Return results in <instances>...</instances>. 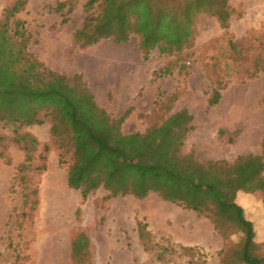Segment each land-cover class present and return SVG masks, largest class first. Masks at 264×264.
<instances>
[{"label": "rangeland", "instance_id": "rangeland-1", "mask_svg": "<svg viewBox=\"0 0 264 264\" xmlns=\"http://www.w3.org/2000/svg\"><path fill=\"white\" fill-rule=\"evenodd\" d=\"M12 1L0 0V17ZM67 1L26 0L13 19L24 21L31 36L29 49L46 66L60 74L81 75L94 103L113 119L128 113L118 127L122 135L144 133L168 113L185 109L192 121L180 145L181 154L229 163L256 154L264 164V72L255 77L246 72L253 69L251 57L264 51V0H228L234 14L227 33L214 17L198 15L189 48L171 56L154 49L146 60L136 35L124 43L107 38L80 48L73 35L82 26L87 0L73 2L69 13L68 6L62 14L55 10L57 3ZM92 12L96 15L98 9ZM63 16L65 23H61ZM243 38L246 47L242 56L232 59L229 40ZM165 66L172 69L171 74L152 80L153 72ZM133 80L145 82L134 98L143 111L140 113L133 107ZM217 81L222 84L217 86ZM215 88L220 98L208 107L207 98ZM167 94L176 96L171 105L165 101ZM253 119L260 120V127L247 125ZM183 126L177 123L171 130L178 133ZM49 128L50 122L45 121L20 130L37 140L33 168L39 164L43 146L50 145ZM0 134L10 137L11 129L0 125ZM146 143L150 149L168 151L172 134ZM5 154L8 159L0 158V264H221L222 251L233 255L240 247L242 234L231 225L223 226L227 235L223 239L208 217L166 201L156 192L141 199L131 195L108 198V192L99 188L82 201L79 190L67 186L65 167L58 164V152L52 145L45 153V170L26 172L24 185L18 180L17 169L25 152L8 143ZM193 170L191 160L183 159L178 165L180 175ZM184 175L178 182L186 186L187 177L193 176ZM33 189L35 197L29 194ZM220 191L224 199L232 198L242 206L244 216L253 223L259 251L264 252V188L233 195L222 187ZM52 195L69 199L70 207L67 216H62L64 221L46 225L38 211L40 207L47 210ZM138 222L146 223L151 234L148 249L138 238ZM181 247L191 251L183 253Z\"/></svg>", "mask_w": 264, "mask_h": 264}, {"label": "trees", "instance_id": "trees-1", "mask_svg": "<svg viewBox=\"0 0 264 264\" xmlns=\"http://www.w3.org/2000/svg\"><path fill=\"white\" fill-rule=\"evenodd\" d=\"M75 1L59 2L55 10L62 14L68 6L66 13H69ZM25 4L26 0H13L0 17V125L11 129L10 137L0 134V158L8 159L5 154L8 143L25 152L17 169L19 182L24 185L26 172L40 174L45 170V153L52 145L58 152V164L65 167L67 186L79 190L82 201L99 188L108 192V198L131 195L141 199L151 191L156 192L166 201L208 217L223 239L227 236L223 230L225 224L242 234L240 247L233 255L221 252V264H264V252L259 251V244L254 240L253 223L244 216L240 204L232 198L224 199L220 191L222 187L233 195L264 188L262 158L247 154L229 163L200 161L192 155L181 154L180 145L186 132L191 130L192 121V115L185 109L168 113L170 107H167L168 115L159 125L150 126L144 133L122 135L118 127L128 113L113 119L94 103L93 94L81 75L57 73L30 51L31 36L24 21L13 19ZM95 8L96 15L92 12ZM84 9L82 26L73 35L80 48L107 38L124 43L136 35L144 60L154 49L160 55L171 56L189 48L192 24L198 15L214 17L227 33L229 19L234 14L228 0H87ZM66 21L63 16L61 23ZM244 40H229L232 59L242 56L246 47ZM251 59L253 69L246 72L248 77H255L264 72V51L260 50ZM171 72L165 66L153 72L152 80ZM220 84L216 82L217 86ZM175 97L167 94L165 101L171 105ZM219 98L220 92L215 88L207 98L208 107L214 106ZM70 111L72 115L66 116ZM45 121L50 122V145L43 146L39 164L33 168L32 152L37 140L20 130ZM177 123L184 126L181 132L174 133L171 129ZM171 134L173 143L168 151L150 149L146 143ZM261 148L264 153V137ZM183 159L191 160L196 169L184 173L194 177H187L186 186L178 182L186 177L178 172ZM29 194L35 197L36 190ZM35 205L36 200L31 202V208ZM137 233L143 247L148 249L152 239L147 224L138 222ZM180 249L183 253L191 251L186 247Z\"/></svg>", "mask_w": 264, "mask_h": 264}, {"label": "bare ground", "instance_id": "bare-ground-1", "mask_svg": "<svg viewBox=\"0 0 264 264\" xmlns=\"http://www.w3.org/2000/svg\"><path fill=\"white\" fill-rule=\"evenodd\" d=\"M247 123H248L247 125H253L256 127H260L261 125L260 120L258 119L250 120ZM47 207H48L47 210H43L45 207L39 208L38 214L42 217V219L40 220L45 221L46 225H51L54 222H62L65 220V217L67 216V212L69 211L70 200L62 195L59 196L52 195L50 197V200L48 201Z\"/></svg>", "mask_w": 264, "mask_h": 264}, {"label": "crops", "instance_id": "crops-1", "mask_svg": "<svg viewBox=\"0 0 264 264\" xmlns=\"http://www.w3.org/2000/svg\"><path fill=\"white\" fill-rule=\"evenodd\" d=\"M45 60V59H44ZM45 62L50 66V63L49 61H46ZM51 67V66H50ZM150 81V80H149ZM150 83V82H149ZM145 85V82L143 80H140V81H137V80H133V107L135 108L136 112L140 113V112H143L141 109H140V106L139 105H136L135 104V101H134V98L135 96L138 94V92L141 90V88ZM131 103V102H130ZM129 103V104H130ZM132 117V116H131ZM133 118H135V125L138 124V122H136V116L134 115ZM126 122V121H125ZM138 129H133V131H136Z\"/></svg>", "mask_w": 264, "mask_h": 264}]
</instances>
